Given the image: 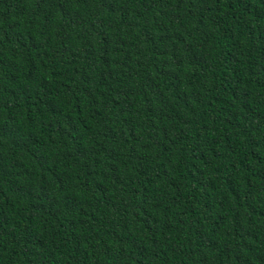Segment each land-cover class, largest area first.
I'll return each instance as SVG.
<instances>
[{"label": "trees", "instance_id": "obj_1", "mask_svg": "<svg viewBox=\"0 0 264 264\" xmlns=\"http://www.w3.org/2000/svg\"><path fill=\"white\" fill-rule=\"evenodd\" d=\"M0 264H264V0H0Z\"/></svg>", "mask_w": 264, "mask_h": 264}]
</instances>
